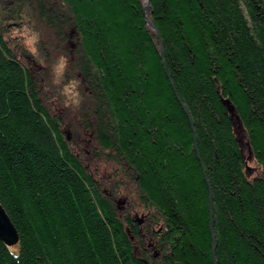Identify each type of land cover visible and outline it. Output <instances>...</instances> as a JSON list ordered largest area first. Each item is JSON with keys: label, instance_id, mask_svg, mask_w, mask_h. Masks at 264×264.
<instances>
[{"label": "trees", "instance_id": "trees-1", "mask_svg": "<svg viewBox=\"0 0 264 264\" xmlns=\"http://www.w3.org/2000/svg\"><path fill=\"white\" fill-rule=\"evenodd\" d=\"M146 4L0 0V264H264V0Z\"/></svg>", "mask_w": 264, "mask_h": 264}, {"label": "water", "instance_id": "water-1", "mask_svg": "<svg viewBox=\"0 0 264 264\" xmlns=\"http://www.w3.org/2000/svg\"><path fill=\"white\" fill-rule=\"evenodd\" d=\"M146 2H147V4L143 7V16L145 18V22L149 26L151 31L156 33L157 39L161 43V37L158 34L157 27L151 21H149V19L147 18L146 13L150 7V0H146ZM162 57H163V52L161 49V58ZM223 105L225 106V108L227 109V111L230 115V120L233 123L234 131L236 134V138H237V142L239 144V147L241 148L242 151H244L246 149L251 154V150H250L249 145L247 144V142L244 143V141H243V140H246V136H245V132L242 128V124L240 122V119L236 113V109L228 100H224ZM247 175H250V173L247 172ZM119 204H122V202H120ZM210 234H211V236L213 234L212 233V226H210ZM18 240H19L18 234H17L15 227L13 226V224L10 221L9 217L7 216L6 212L4 211L2 206L0 205V241H2L8 247H14L18 244ZM213 247H214V245H213ZM212 260H213V264H215L214 259H212Z\"/></svg>", "mask_w": 264, "mask_h": 264}, {"label": "rangeland", "instance_id": "rangeland-1", "mask_svg": "<svg viewBox=\"0 0 264 264\" xmlns=\"http://www.w3.org/2000/svg\"><path fill=\"white\" fill-rule=\"evenodd\" d=\"M28 49H30V51L34 53V49H33V47H32L31 45L28 46ZM27 56H28V55H27ZM243 141H244V143L246 142V140H243ZM245 151H247V150L245 149ZM103 178H106V175L103 176Z\"/></svg>", "mask_w": 264, "mask_h": 264}]
</instances>
